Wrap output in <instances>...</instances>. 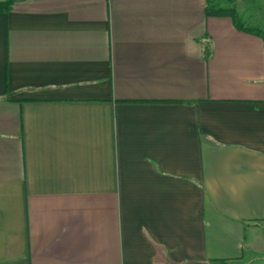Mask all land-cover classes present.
I'll return each instance as SVG.
<instances>
[{"label":"crops","instance_id":"0c3cea01","mask_svg":"<svg viewBox=\"0 0 264 264\" xmlns=\"http://www.w3.org/2000/svg\"><path fill=\"white\" fill-rule=\"evenodd\" d=\"M0 1V264H264L259 35L211 0Z\"/></svg>","mask_w":264,"mask_h":264},{"label":"rangeland","instance_id":"374dc122","mask_svg":"<svg viewBox=\"0 0 264 264\" xmlns=\"http://www.w3.org/2000/svg\"><path fill=\"white\" fill-rule=\"evenodd\" d=\"M234 1L235 0H211V7L225 9L237 8L235 5L233 6ZM244 2L246 5V16L248 17L246 26L260 28L264 31V0H244ZM238 16L241 20L239 13Z\"/></svg>","mask_w":264,"mask_h":264},{"label":"trees","instance_id":"16d2710c","mask_svg":"<svg viewBox=\"0 0 264 264\" xmlns=\"http://www.w3.org/2000/svg\"><path fill=\"white\" fill-rule=\"evenodd\" d=\"M10 7H11L10 1H0V11L8 10ZM207 14L229 15L232 17L233 22L237 28L257 34L264 40V31L260 28L245 26L241 22L236 8L225 9V8L207 7Z\"/></svg>","mask_w":264,"mask_h":264}]
</instances>
